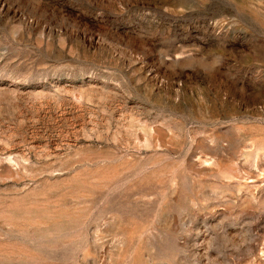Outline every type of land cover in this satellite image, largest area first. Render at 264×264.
<instances>
[{
  "label": "rangeland",
  "instance_id": "rangeland-1",
  "mask_svg": "<svg viewBox=\"0 0 264 264\" xmlns=\"http://www.w3.org/2000/svg\"><path fill=\"white\" fill-rule=\"evenodd\" d=\"M0 264H264V0H0Z\"/></svg>",
  "mask_w": 264,
  "mask_h": 264
}]
</instances>
